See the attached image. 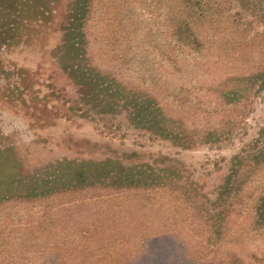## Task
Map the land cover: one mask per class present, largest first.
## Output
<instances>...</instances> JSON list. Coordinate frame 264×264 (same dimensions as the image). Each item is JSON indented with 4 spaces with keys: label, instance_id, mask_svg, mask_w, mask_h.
<instances>
[{
    "label": "rangeland",
    "instance_id": "1",
    "mask_svg": "<svg viewBox=\"0 0 264 264\" xmlns=\"http://www.w3.org/2000/svg\"><path fill=\"white\" fill-rule=\"evenodd\" d=\"M11 113L0 264H264V0H0Z\"/></svg>",
    "mask_w": 264,
    "mask_h": 264
},
{
    "label": "clouds",
    "instance_id": "2",
    "mask_svg": "<svg viewBox=\"0 0 264 264\" xmlns=\"http://www.w3.org/2000/svg\"><path fill=\"white\" fill-rule=\"evenodd\" d=\"M0 133L13 135L22 144L30 142L32 138L28 119L16 113H11L7 122H0Z\"/></svg>",
    "mask_w": 264,
    "mask_h": 264
},
{
    "label": "trees",
    "instance_id": "3",
    "mask_svg": "<svg viewBox=\"0 0 264 264\" xmlns=\"http://www.w3.org/2000/svg\"><path fill=\"white\" fill-rule=\"evenodd\" d=\"M84 6H85V7H84V10H85V9H86V5L84 4ZM84 76H85V78H86V77H87V74H85ZM147 101H149V100H147ZM147 103H148V102H147ZM147 105H149V104H147Z\"/></svg>",
    "mask_w": 264,
    "mask_h": 264
}]
</instances>
